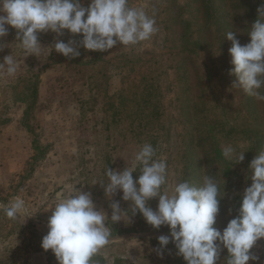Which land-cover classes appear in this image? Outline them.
Returning a JSON list of instances; mask_svg holds the SVG:
<instances>
[{
  "label": "rangeland",
  "instance_id": "374dc122",
  "mask_svg": "<svg viewBox=\"0 0 264 264\" xmlns=\"http://www.w3.org/2000/svg\"><path fill=\"white\" fill-rule=\"evenodd\" d=\"M170 4L171 0H129L130 7L144 6L149 15H154L156 26L162 16L170 20L176 16ZM8 27L9 35L3 39L10 45L0 52V60L10 53L16 58L18 68L12 76L6 68L0 69V210L13 197H19L34 214L27 218L19 214L12 219L0 211V264H11L14 256L21 264L25 260L28 264H58L55 255L50 263L41 247L51 215L44 207L80 188L90 192L96 208L103 209L110 217L109 199L100 182L108 183L107 168L119 171L131 167L144 143L152 144L157 157L166 158L169 184L187 180L199 186L194 180L197 173L187 167L191 160L187 156L189 139L197 135L198 142L201 137L198 132H190L202 121L196 114L190 118L188 104L192 97L193 102L211 107L206 115L217 116L224 123L228 121V128L247 124L245 128L253 129L248 134L234 131L231 138L222 141V147L232 145L237 153L244 152L243 161L231 160L235 174L229 183H224L222 178L218 184L224 195L214 227L221 231L226 227L234 217L232 207L241 202L244 189L251 184L248 165L264 150V87L258 90V96L250 98L241 89L220 84L216 78H205L204 68L200 70L197 64L178 74V50L173 42L165 43L163 37L156 35L134 45L129 60L122 55L129 47L117 43L95 66L84 71L66 69L64 64L52 62L55 50L49 56L25 57L15 41L16 30ZM243 37L242 45L250 40ZM54 40L42 38L40 42L47 47ZM44 51L47 53L48 49ZM35 77L40 80V95L33 114L25 120L26 103L18 95ZM144 90H153L148 101ZM25 122L35 128L38 140L49 148L35 162L30 175L34 135ZM254 134L261 144L256 151L252 148ZM250 152L254 154L249 156ZM138 174L139 168L133 178ZM112 200L119 201L124 212L122 220L107 222L111 232H118L112 234L111 242L100 252L113 264H186L171 242L162 255L157 252L159 243L154 239L170 235L168 226L155 229L139 212L131 215L130 201H124L120 191ZM147 203L155 210L158 198ZM31 222L35 224L29 225ZM130 228L136 231H127ZM128 234L137 237H124ZM250 251L259 259L249 260L248 264H264V238ZM227 255V249L222 248L216 264H226Z\"/></svg>",
  "mask_w": 264,
  "mask_h": 264
},
{
  "label": "clouds",
  "instance_id": "9594fccd",
  "mask_svg": "<svg viewBox=\"0 0 264 264\" xmlns=\"http://www.w3.org/2000/svg\"><path fill=\"white\" fill-rule=\"evenodd\" d=\"M8 26L16 30L15 41L25 57L39 58L55 50L72 59L80 55V46L106 52L117 43L129 46L149 41L158 32L154 15H149L144 6L130 7L129 0H89L87 7L83 0H0V52L10 45L3 39L9 35ZM64 30L72 35L82 34V39L64 42L58 38ZM49 31L56 33L57 38L45 47L39 34ZM248 35L249 42L242 45L233 32L226 33L225 38L231 41L228 52L233 65L229 72L235 76L231 88L258 96V90L264 87V0ZM4 68L9 76L17 71V60L10 53L0 60V69ZM222 155L235 163L244 160V152L237 153L232 145L224 146ZM137 168L139 174L134 179ZM248 168L251 184L244 189L238 214L221 231L214 225L224 191L221 195L215 179L204 176L199 186L187 180L169 184L166 158L157 157L152 144L144 143L131 167L119 171L107 168L108 183L100 182L109 199L111 216L96 208L90 192L76 188L44 207L51 215L41 247L51 250L58 264H94L93 257L113 238L107 222L122 220L124 209L119 201L112 200L120 191L122 199L130 201L131 215L139 212L156 229L168 226L170 235L157 237L158 254L162 255L171 242L186 264H216L222 248L227 249L226 264L256 261L259 257L250 250L264 238V150L257 153ZM152 198H158L155 210L147 203ZM2 207L12 219L19 214L25 218L34 214L19 197ZM105 259L113 264L108 257Z\"/></svg>",
  "mask_w": 264,
  "mask_h": 264
},
{
  "label": "trees",
  "instance_id": "16d2710c",
  "mask_svg": "<svg viewBox=\"0 0 264 264\" xmlns=\"http://www.w3.org/2000/svg\"><path fill=\"white\" fill-rule=\"evenodd\" d=\"M83 3L87 7L89 0H83ZM260 3L261 0H171L170 7L175 10L176 16L171 20L167 16H162L157 22L158 32L155 35L163 37L165 43L173 42L176 50H178L177 54L180 55V59L176 64L178 74L187 70L188 66L195 67L197 64L200 70L204 68L205 78H211L212 80L216 78V81L220 84L222 83L231 87L235 76L229 72L233 65L230 63L231 56L228 52V49L231 47V41L225 38L226 33L229 31L233 32L240 43L245 40L244 35L247 39L249 37L248 28L257 18V8ZM42 38L55 39L57 36L56 33L49 31L40 33L39 39ZM58 38L64 42H67L69 39L79 42L82 39V34L72 35L68 30H64V34ZM133 46H128L127 53L122 54L125 60H129V56L134 53ZM122 47L124 46L122 45ZM79 51L80 55L72 59L55 52L54 56H52V62L62 63L66 69L84 71L89 67L95 66L99 61H103V57L110 50L100 52L86 50L83 46H80ZM39 83L38 77L30 79L28 85L24 88L25 90L18 95V99L26 103L25 120L29 118L31 113L33 114L38 101L40 95ZM152 92L153 90H144L146 101L149 100ZM201 93L198 96L199 98L201 97ZM245 95L246 97H252V95L246 93ZM189 101H191L188 104L190 118H193L196 114L202 121L200 120L190 131L191 134L198 132V136L201 134V137L199 136L198 142L196 140L197 135L191 136L189 139L190 146L187 150V156L189 155L191 160L187 167L190 168V172L197 173L194 178L197 184L202 183L204 176H212L218 184L224 178L223 182L228 184L231 175L235 174V170L231 168L234 162L225 159L222 155L223 138H231V133L234 131L240 130L248 134L253 129L248 130L245 128L247 124H240L241 126L238 127L234 124L228 128V121L224 123L217 116L206 115L211 109L206 103L193 102V97ZM224 114L226 115V113ZM25 124L34 135L31 147L35 152L31 158L33 162L31 163L30 175L34 172L35 162L42 159L49 148L47 145H42L38 140L35 128L30 123L27 124L25 122ZM225 129L228 130L225 131ZM224 131L223 136L220 135ZM251 136L253 137L252 148L256 151L260 148L261 144L260 141L255 139V134ZM205 141H208V143L204 145ZM252 154L254 153L250 152L249 156ZM239 206L240 203L232 207L235 210L234 217L238 214ZM0 211L5 212V209H1ZM34 224V222L29 223V225ZM159 229L163 230L164 228L160 227ZM127 231H136V228H130ZM117 232L118 230H112L111 233L115 234ZM154 241L158 242V239H154ZM43 252L48 255L47 259L51 263L54 253L50 250H43ZM14 257L15 261L11 264L22 263L17 260L16 256ZM105 257L107 256L99 252L93 257L94 264H107ZM23 264L28 263L25 260Z\"/></svg>",
  "mask_w": 264,
  "mask_h": 264
},
{
  "label": "water",
  "instance_id": "95a60500",
  "mask_svg": "<svg viewBox=\"0 0 264 264\" xmlns=\"http://www.w3.org/2000/svg\"><path fill=\"white\" fill-rule=\"evenodd\" d=\"M124 237L133 238V237H137V234H128V235H124Z\"/></svg>",
  "mask_w": 264,
  "mask_h": 264
}]
</instances>
